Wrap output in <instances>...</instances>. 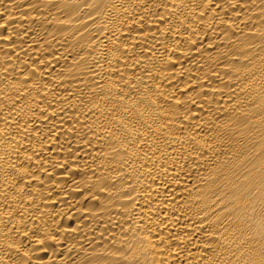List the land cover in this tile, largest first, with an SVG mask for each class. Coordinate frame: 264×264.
<instances>
[{
  "label": "bare ground",
  "instance_id": "obj_1",
  "mask_svg": "<svg viewBox=\"0 0 264 264\" xmlns=\"http://www.w3.org/2000/svg\"><path fill=\"white\" fill-rule=\"evenodd\" d=\"M0 264H264V0H0Z\"/></svg>",
  "mask_w": 264,
  "mask_h": 264
}]
</instances>
